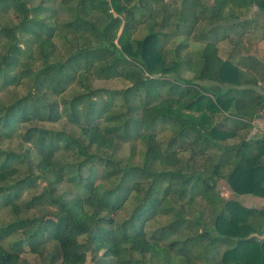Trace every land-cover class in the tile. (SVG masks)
Listing matches in <instances>:
<instances>
[{
	"label": "trees",
	"instance_id": "obj_1",
	"mask_svg": "<svg viewBox=\"0 0 264 264\" xmlns=\"http://www.w3.org/2000/svg\"><path fill=\"white\" fill-rule=\"evenodd\" d=\"M55 1L64 22L42 2L0 0V93L30 82L0 106V264L24 252L43 264H264V203L216 189L264 200V133L237 135L264 108V0ZM55 37L68 46L61 56ZM220 43L232 46L224 58ZM61 116L77 136L29 126L17 149L2 147L18 125ZM61 150L73 160L55 162ZM104 244L113 251L100 254Z\"/></svg>",
	"mask_w": 264,
	"mask_h": 264
},
{
	"label": "rangeland",
	"instance_id": "obj_2",
	"mask_svg": "<svg viewBox=\"0 0 264 264\" xmlns=\"http://www.w3.org/2000/svg\"><path fill=\"white\" fill-rule=\"evenodd\" d=\"M38 2H42L46 6H50L51 8H55L58 12L60 20H63V22H64V20L68 19V16H67L64 8L60 7V5L55 0H30V3L32 5H36ZM167 2H169V0H167ZM257 24L258 25L260 24L259 18L257 20ZM202 26H203V24H200V27H202ZM145 31H146L145 28L141 26L138 29L137 33L133 35V37H137L138 33L140 36L142 34V32L144 33ZM198 31L199 30L197 28V30H195V32H198ZM195 32H194V35H195ZM162 33H165L167 36L165 38L161 39V41L165 42V44H166L165 47L167 49H171L173 46V40L171 39L172 38L171 33L167 30H162ZM253 34L258 35L259 31L256 29L252 33L251 37L247 36L245 45H247V46L251 45L249 48H252V44H253V41L255 39V38H253ZM256 37H258V36H256ZM191 40H193L192 36L189 40V42H190L189 49L190 50H198L199 45L196 43H191ZM54 43L56 45L58 55L61 56L67 52L68 46L65 45L59 37H55ZM231 48H232V46L228 43L227 44L220 43L218 45V54L220 55V57L224 58L226 56V54L230 51ZM240 53H244V51H241ZM28 65L32 69L37 68V65L32 66L30 63ZM180 74L182 75V77H185V78H191L192 77V74L184 72V71H183V73H180ZM88 82L90 85L93 86V88L106 89V90H120V89H123L126 86H128L127 83H125L121 80H95V79L90 78ZM201 84H203V83H201ZM29 86H30V82L28 80H24V82L22 83L21 86H19L17 88H9V89L1 92L0 93V106L7 105L10 102L14 101L15 99L25 95V93L28 91ZM74 93H78V90L71 91V92L69 90L67 92L68 96L66 98L67 99L71 98V96ZM262 113L264 114V111ZM29 126L42 127L45 129H51L53 131H64L65 134H69L71 136H77V134H78L77 129L74 126L68 124V122L66 121V117L61 116L60 121L57 123L31 122V123L26 124L24 126L18 125V127L11 132L12 134H10L11 135L10 136L11 141L8 144L3 143L2 147H10L14 150L17 149L18 145L20 144L18 141L20 138L19 135L24 131V129L26 127H29ZM263 133H264V117H263V119H260V118L255 119V121L253 122V128L252 129H250L249 131L248 130H244V131L241 130L238 132L237 135H238L239 139L242 138V139L248 140V139H256V138L260 137ZM168 135H169V132H164V133L160 134L158 137L162 143H165L168 139ZM239 139L238 138L229 139V140L225 141V143L230 144L232 142H238ZM24 147H26V146H23V148ZM126 154H127L126 149L120 147V148L116 149V151L114 153V157H115V159L121 160L124 162L125 158H126ZM72 160H73L72 154L68 153V152H64L62 150L59 151L54 156V161L57 163L58 162L62 163L64 161H72ZM216 189L220 193V195L226 200L236 199L245 207L258 208L261 206L260 203L256 202V200L250 199V197L249 198L246 196L234 197L229 192L226 184L223 181H220L217 183ZM58 192L59 193L63 192L66 196H70V192L72 194V187L68 183H63L58 187ZM191 209L193 210V208H191ZM192 210L190 211V214L192 213ZM120 216L121 217L126 216V214L122 212L120 214ZM119 218H117V219H119ZM8 220H9V216L6 213V211L0 212V221L1 222H7ZM79 241H82V238H80ZM113 248H114V246L112 247V244H104L103 246L102 245L98 246V250H99L100 254L107 252V251L111 253V251H113ZM107 249H110V250H107ZM21 259H22L21 264H43L44 263L43 261L39 260L37 257H35V256H33L27 252H24L21 255ZM85 264H92L88 256L86 257Z\"/></svg>",
	"mask_w": 264,
	"mask_h": 264
},
{
	"label": "crops",
	"instance_id": "obj_3",
	"mask_svg": "<svg viewBox=\"0 0 264 264\" xmlns=\"http://www.w3.org/2000/svg\"><path fill=\"white\" fill-rule=\"evenodd\" d=\"M261 29H262V23H260L259 25H258V27H257V30L259 31V34L258 35H254L253 34V38H255L254 39V41H253V44H252V46L254 45V44H256L257 42H258V40L260 39V37H261ZM256 36H258V37H256ZM251 37V36H250ZM245 42H246V39H245V41H244V45H245ZM246 46V48L249 50V47L251 46H247V45H245ZM258 61V60H257ZM259 62V61H258ZM260 63V62H259ZM260 64H262V65H264V63H260ZM257 85H258V92H260V93H264V82H262V81H259V82H257ZM264 111V108H263V110H262V112ZM263 117H264V114L263 113H261L258 117H256L255 119H257V118H260V119H263ZM255 119H253L252 120V122L250 123V127L247 129L248 131L250 130V129H252L253 128V122L255 121ZM259 138V137H258ZM246 197H250V199H252V200H256V202H258V203H260V204H263L264 203V200H261V199H257V198H254V197H251V196H246Z\"/></svg>",
	"mask_w": 264,
	"mask_h": 264
}]
</instances>
